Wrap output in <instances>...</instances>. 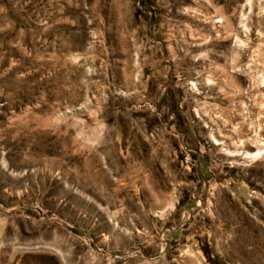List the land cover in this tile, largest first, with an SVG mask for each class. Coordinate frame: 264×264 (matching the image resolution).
<instances>
[{"label": "rangeland", "instance_id": "obj_1", "mask_svg": "<svg viewBox=\"0 0 264 264\" xmlns=\"http://www.w3.org/2000/svg\"><path fill=\"white\" fill-rule=\"evenodd\" d=\"M0 264H264V0H0Z\"/></svg>", "mask_w": 264, "mask_h": 264}]
</instances>
